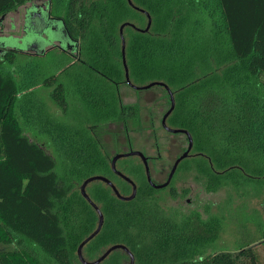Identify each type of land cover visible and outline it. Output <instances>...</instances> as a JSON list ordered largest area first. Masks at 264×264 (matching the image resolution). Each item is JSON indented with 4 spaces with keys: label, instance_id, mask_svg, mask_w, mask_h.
Returning <instances> with one entry per match:
<instances>
[{
    "label": "trees",
    "instance_id": "obj_1",
    "mask_svg": "<svg viewBox=\"0 0 264 264\" xmlns=\"http://www.w3.org/2000/svg\"><path fill=\"white\" fill-rule=\"evenodd\" d=\"M28 1L0 0V19ZM132 2L49 0L43 15L60 35H43L41 21H30L33 7L17 38L25 42L34 30L46 42L0 46V243L14 246L0 252V264H83L78 248L100 222L84 181L102 175L132 194L92 130L143 119L140 104L120 95L128 83L122 26L130 81L166 83L175 97L167 123L193 137L175 175L195 173L207 191L228 196L204 213L166 206L168 186L179 196L175 175L156 188L136 156L122 157L117 168L136 183V196L123 200L102 180L87 185L104 223L83 247L84 258L123 244L135 264H261L254 245L264 234L237 245L222 234L225 203L264 197V0ZM56 40L53 59L45 47ZM130 261L116 249L99 264Z\"/></svg>",
    "mask_w": 264,
    "mask_h": 264
},
{
    "label": "rangeland",
    "instance_id": "obj_2",
    "mask_svg": "<svg viewBox=\"0 0 264 264\" xmlns=\"http://www.w3.org/2000/svg\"><path fill=\"white\" fill-rule=\"evenodd\" d=\"M49 0H29L24 5L9 11L2 16L0 22V46L6 48H25L32 41H39L40 45L46 39L29 30V36L25 42L18 38L25 35L26 17L30 8L39 11L45 9ZM46 18L43 24V35L50 38L57 37L60 33L49 28ZM39 27V26H38ZM18 37V38H17ZM27 39V41H26ZM58 40L48 44L45 49L50 50V57L58 59ZM29 52L35 53L34 48ZM264 80V73L262 74ZM120 95L124 103H138L142 108V122L133 125L130 121L126 124L109 123L92 127L108 157H113L130 150H140L148 156L152 180L163 183L167 180L176 159L187 149L188 138L185 133H173L166 130L162 125V118L171 105L170 96L166 88L161 85L149 89H135L128 83H122L119 87ZM133 158V162L141 163L139 156ZM143 163V162H142ZM120 166V162L117 163ZM173 186L179 196H171L172 187H167L164 194L166 199L164 205L179 207L184 211L199 209L205 212L206 204H213L212 208L222 203L228 196L226 190L217 192L207 191L203 183L197 179L195 173L185 171L178 172L173 179ZM226 229L222 234V240L228 245H233L250 236H263V230L259 228V220L264 223V197L248 200L247 202L225 203ZM206 216V215H205ZM225 223V222H224ZM263 240V239H261ZM259 240L254 245L259 261L264 264V243ZM13 245L0 243V252L12 251Z\"/></svg>",
    "mask_w": 264,
    "mask_h": 264
},
{
    "label": "water",
    "instance_id": "obj_3",
    "mask_svg": "<svg viewBox=\"0 0 264 264\" xmlns=\"http://www.w3.org/2000/svg\"><path fill=\"white\" fill-rule=\"evenodd\" d=\"M130 3H133L132 0H129ZM2 19V17H1ZM0 19V20H1ZM151 23H152V18L149 16V23H148V26L145 30H148L151 26ZM123 27L121 28V31H122V36H123V55H124V64H125V67H126V77H127V80H128V84L130 86H132L133 88L135 89H149L153 86H156V85H161V86H164L167 90V92L169 93V96H170V101H171V105L169 107V109L165 112L163 118H162V125L163 127L168 130V131H171L173 133H185L187 138H188V147L187 149L176 159V161L174 162L173 164V167L170 171V174L167 178V180L163 183H156L152 180V177H151V171H150V167H149V160H148V156L140 151V150H130V151H126V152H120L118 154H116L113 159L111 160L112 162V168L114 171L117 172V174H119L120 176H122L125 180H127L128 182H130L132 185H133V192L131 195H123L120 193L119 189L117 188L116 184H114V182H112L109 178L105 177V176H102V175H95V176H92L90 178H88L87 180L84 181V183L82 184V187H81V190H82V193L83 195L93 204V206H95V208L97 209L99 215H100V222H99V225L98 227L96 228V230L94 232H92L87 238H85L83 240V242L80 244L79 248H78V255L80 257V260L82 261L83 264H99L101 263L112 251L116 250V249H123L125 250L129 255H130V258H131V261H130V264H135V257L133 255V253L123 244H115V245H112L110 246L109 248H107L105 250V252L99 256L97 259L95 260H86L83 256V247L91 240L93 239L95 236H97L99 234V232L101 231L102 229V226H103V223H104V215L100 209V207L95 203L93 202V200L90 198V196L88 195L87 191H86V187L89 183L95 181V180H102L104 182H106L108 185H110L115 194L123 199V200H130L132 198H134L136 196V193H137V185L136 183L132 180L131 177H129L128 175H126L124 172L118 170L117 168V161L122 158V157H129V156H139L145 166V169H146V174H147V177H148V180L151 182V184L153 186H155L156 188H163V187H166L168 186L177 169H178V166L180 164V162L185 159L186 157L190 156L191 154V151L193 149V146H194V140H193V137L191 135V133L188 131V130H185V129H181V128H174V127H171L168 123H167V118L168 116L172 113V111L174 110L175 108V97H174V93L173 91L170 89V87L164 83V82H161V81H153V82H150L148 84H145V85H136L134 83H132L130 81V77H129V72H128V66H127V62H126V56H125V46H126V40H125V37L123 35Z\"/></svg>",
    "mask_w": 264,
    "mask_h": 264
},
{
    "label": "flooded vegetation",
    "instance_id": "obj_4",
    "mask_svg": "<svg viewBox=\"0 0 264 264\" xmlns=\"http://www.w3.org/2000/svg\"><path fill=\"white\" fill-rule=\"evenodd\" d=\"M49 6H50V4H48L47 7L41 11L37 10L35 7V10L31 11L30 21L33 23V22H35V19L38 18L42 24H46L45 23L46 18L43 15V12H45V11L49 12V10H50ZM27 16H28V13H27ZM48 17L51 18L50 15H48ZM26 22H27V17H26ZM47 24H48V22H47Z\"/></svg>",
    "mask_w": 264,
    "mask_h": 264
}]
</instances>
